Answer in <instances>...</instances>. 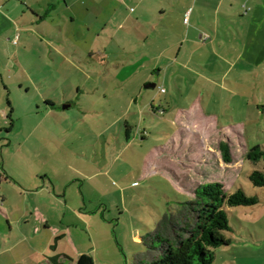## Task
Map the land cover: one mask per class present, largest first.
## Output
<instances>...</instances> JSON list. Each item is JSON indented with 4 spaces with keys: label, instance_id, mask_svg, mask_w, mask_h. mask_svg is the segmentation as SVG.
Here are the masks:
<instances>
[{
    "label": "crops",
    "instance_id": "crops-1",
    "mask_svg": "<svg viewBox=\"0 0 264 264\" xmlns=\"http://www.w3.org/2000/svg\"><path fill=\"white\" fill-rule=\"evenodd\" d=\"M116 44L130 56L117 65L119 75L128 71L119 79L107 74L112 68L110 48ZM35 47L42 54L26 60ZM7 68L12 73L8 78ZM117 80L122 86L118 98L127 104L117 119H101L100 124L95 104L99 99L88 84L98 91L100 84L111 86ZM12 87L21 105L13 100ZM110 94L102 91L101 98L114 100ZM68 109H74L81 125H93L86 129L95 142L92 138L79 148L89 147L95 156L99 141L104 149L113 148L116 131L125 135L124 148L136 132L148 137L151 131L142 127L143 120L137 125L128 117L153 114L161 126H170L171 137L165 142L158 136V143L145 153L146 165L151 161L155 170L177 176L171 166L178 169L173 160H180L178 150L187 144L186 160L205 162L207 170L194 171L204 174L210 171L212 153L223 160L220 146L227 143L233 161L224 165L239 160L242 167L249 149L264 145L256 141L258 133H264V0H0V129L7 125L14 133L18 121L13 115L23 120L34 112L55 118L50 124L40 123L45 118L29 126L30 133L40 127L44 138L69 134L81 126L69 127ZM29 139L31 135L18 144ZM42 144L58 153L66 146L64 141L55 143L57 149ZM87 148L85 153L72 151L73 160H59L55 151L53 160H0V264H52L48 250L57 236L77 258L93 254V248L74 239L72 224L65 219L68 209L81 218L90 212L87 187L95 186L98 176H109L115 160H96ZM238 171L229 168L234 182ZM70 178L84 205L68 201Z\"/></svg>",
    "mask_w": 264,
    "mask_h": 264
},
{
    "label": "rangeland",
    "instance_id": "rangeland-1",
    "mask_svg": "<svg viewBox=\"0 0 264 264\" xmlns=\"http://www.w3.org/2000/svg\"><path fill=\"white\" fill-rule=\"evenodd\" d=\"M36 25H34L33 31H38ZM20 46L21 44L18 47ZM119 47L116 44L115 47L110 48L111 52L108 57L112 68L109 67L111 71L107 70V74L116 76L114 79L123 78L128 73V69H126L124 71L127 72L124 75H119L118 63H125L126 60L130 59V56L126 55ZM40 51L39 47H35L34 52H27L26 60H36L42 54ZM19 53L22 57L23 52ZM137 56L139 57V54ZM21 59L26 61L24 56ZM6 63L7 60L5 59L4 64ZM5 74L6 78L12 75L8 68ZM98 78L101 77L99 76ZM115 83L111 86H101L100 84L98 91L95 90L94 85L90 86L88 84L90 88L93 87L95 98L99 99L95 104L96 109L101 114V116L99 115L100 118H97L100 124L101 119L108 122L117 119L127 104L120 100L122 99L121 97L118 98V93H122V86L118 80ZM12 88L13 100L18 105H21L20 94L17 93L18 91L14 87ZM105 90L111 93L109 96H113L114 100L101 98V93ZM151 90L157 91L158 88ZM3 102L5 101L3 100ZM80 103L86 104L88 102ZM67 112L69 114L67 118H70L71 115L70 119L72 120V124L68 123L69 127L81 126V128L73 129L74 134H70L73 133L72 130L69 134H54V136L50 135L49 138H44L46 136L43 135V132L38 131L41 130L40 127L34 133L29 131L37 122L46 118L43 113L30 112L28 113L29 116H26L23 120L21 118L16 119L18 116L14 114L13 120L18 121L16 132L9 133L6 130L7 125H1L0 160H53L52 153L55 150H50L48 146L45 148L42 144L43 142L52 143V147L57 149V141H64L66 146H63L59 153L58 150L55 151L56 154L58 153L57 158L59 160H73L72 151L79 153V149H82L81 152L85 153L87 147H79L82 142L85 145L92 138L95 142L96 139L86 129L87 127H93V125H89V123L84 121L83 125H81L79 120L75 119L74 109H68ZM112 115L115 116L113 117ZM54 118V116L53 118L50 117V120L46 118L45 121L43 120L44 122L41 121L40 123L50 124L52 121L54 122ZM88 118L87 120L91 119ZM128 118L132 123L137 120V125L143 120L142 127L146 125L151 133L148 134V137H145L146 139H142L141 133L139 135L136 132L137 129L134 128L137 135L131 141L130 146L124 148L125 144H127L125 135L121 130V136L116 131V141L113 148L107 147L104 149L103 144H99V141L97 156H95V151L88 147L87 151L96 160H115L112 165V173L107 176L109 178L98 176L95 179L97 181L95 186L93 185L91 189L87 187L88 196L86 199L88 206L86 208L88 209H85L90 212L84 213L81 218L79 217L80 214L76 215L72 209H68L65 219L67 225L72 224L74 239L76 238L79 243L94 249L92 256L95 258L96 263L150 264L153 259L162 254L166 239L175 240L177 234L183 232L182 229L185 228L187 213L190 210L188 203L196 200L195 190L205 182L220 180L228 186L230 191H235L238 187H242L247 194L258 195L261 201L254 206L228 207L230 223L234 228L233 231L227 233V236L231 238V243L215 249L213 264H264V187L254 186L249 179V173L252 170H264V161L255 163L244 160V165L241 167L238 163L239 160H234L233 165L228 167L224 165V160H219V157H215L212 153L210 156V171H206L204 174H197L194 171H201L203 168L207 170L208 167L204 164L205 162L200 160H186L185 153L190 146L182 144L178 150L182 154H180V160H173L178 164V169L175 165L171 166L177 170V176L164 170H155L151 161H149V165L148 163L147 165L145 164V153H148L153 145L158 143V136H161L165 142L170 140V126L163 122L161 126L160 118L155 117L153 114L149 116L146 114L141 118H133V116L130 117L129 115ZM103 125L104 123L102 126L99 125V131L106 126ZM23 126L27 127L22 128ZM116 126H118L119 131L122 124L121 126L119 124ZM160 129L165 130L166 133L160 135L158 133ZM69 131L67 130V132ZM28 135H31V139L23 142L20 147L18 141H25ZM258 135V140L256 141H264V133L259 132ZM118 137L121 143L118 142ZM72 143L78 148L77 150L72 148L74 146H71ZM253 143L256 142H250V145H253ZM39 166L41 165L37 164L36 168ZM218 167L221 168L219 169ZM229 168L239 170L236 173L235 182V173H230ZM183 171L184 173L181 175ZM185 172H190V177ZM73 181L74 179L70 178L71 190L67 199L72 204L80 203L84 205L83 196L79 194L76 188L77 184ZM77 183L79 186L80 182ZM88 224L92 227L95 242H92L90 236L92 232ZM53 243H55V240ZM57 243L59 251L55 250V252L68 255L75 260L77 259V256L71 251L68 242L64 239H58ZM53 251L50 247L48 250L50 257L54 255L55 252ZM69 262H71V259H69Z\"/></svg>",
    "mask_w": 264,
    "mask_h": 264
},
{
    "label": "trees",
    "instance_id": "trees-1",
    "mask_svg": "<svg viewBox=\"0 0 264 264\" xmlns=\"http://www.w3.org/2000/svg\"><path fill=\"white\" fill-rule=\"evenodd\" d=\"M220 150L223 160L231 163L233 155L229 144L222 143ZM246 159L255 163L264 161V145L251 147ZM249 179L254 186L264 187V170H252ZM195 194L196 200L188 203L190 210L183 232L177 234L175 240L166 239L162 254L150 264H213L215 249L231 243L227 233L234 228L230 223L228 207L254 206L261 201L258 195H249L242 187L230 191L220 180L203 183ZM59 238H55L51 249L55 250ZM69 259L68 256L54 254L50 262L71 264ZM75 264H95V259L91 254L84 253L76 259Z\"/></svg>",
    "mask_w": 264,
    "mask_h": 264
},
{
    "label": "built area",
    "instance_id": "built-area-1",
    "mask_svg": "<svg viewBox=\"0 0 264 264\" xmlns=\"http://www.w3.org/2000/svg\"><path fill=\"white\" fill-rule=\"evenodd\" d=\"M15 42H17V39L15 40ZM162 91H165V88H162Z\"/></svg>",
    "mask_w": 264,
    "mask_h": 264
}]
</instances>
